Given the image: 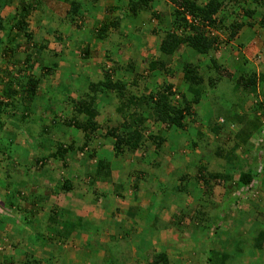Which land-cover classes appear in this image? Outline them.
Listing matches in <instances>:
<instances>
[{
    "label": "trees",
    "instance_id": "16d2710c",
    "mask_svg": "<svg viewBox=\"0 0 264 264\" xmlns=\"http://www.w3.org/2000/svg\"><path fill=\"white\" fill-rule=\"evenodd\" d=\"M45 1L47 0H0V13L4 7L13 6L14 9V12L6 18L0 15V32L2 33L0 58L12 57L14 62L12 69L1 68L0 70V85L2 86L0 88V157L5 159L8 164L17 159L19 154L11 153V151L15 144L21 145L19 131L21 130L22 133L29 131V134H34L33 131L38 128L37 125L32 127L38 122H34L32 125L30 124L32 122L28 123L29 119H32V116L27 113L29 108L34 107V102L37 100L47 99V104L45 102L47 100L42 102L44 105L41 106V109L54 112L55 107L49 104V101L56 98L53 93H58L56 91L58 86L50 85L47 81L48 77L53 76L56 72H60L62 76L69 70L71 72L69 76L73 77L76 74L75 81L71 79V82L68 83L70 95L58 93L67 97L65 104V108L68 110L67 117L61 113L54 114L51 125H42L39 132L51 140L53 130L57 127H62V131L65 133L63 136L76 130L83 133L84 143L81 146H76L75 142L63 144L52 140L54 144L47 148L43 142L39 151L43 152L45 148V154H41L34 160L38 172L48 170L50 162H60L61 167L66 168L68 166L66 158L73 157L77 151L89 149V152L85 151L86 159H93L95 164L87 185L90 188H95L91 191L92 195L87 190L82 195L93 202L98 201L102 195L106 194V192H101L102 195L98 193L100 191L97 190L99 183L107 184L110 188L108 193L110 196L114 195L119 199H125L123 192L129 190L133 200L140 201L139 193L142 192V195H146L144 191L149 187V184H146V176L150 175L152 171L160 173L158 183H156V188L161 190L160 200L156 202L158 206L151 204L154 214L150 225L156 230V233H160L164 229V225H162L164 223L159 219L161 215L154 216L155 214L171 213V218L167 223L171 225H175L176 218H183L185 215L183 207H179L176 203L181 194L185 199H188L194 191L199 190L206 204L212 203L214 208L218 209L215 202L217 204L222 202V190L226 189L224 182L227 180V175L221 172L224 169L220 161L231 165L236 160L240 146H243V151L248 150L252 155L261 154L259 152L264 150L262 131L264 70L260 72L253 67H248L246 61L240 63L242 54L236 58L231 56V49L225 51L226 42L235 41L242 29L246 26L251 27L252 25L247 20L253 19L255 15L260 16V27L264 30V12L262 10L264 0H113L112 5L104 7V11L108 14L101 18L97 16L103 10L101 6L96 5L99 0H57L68 5L66 9L58 10L61 11V14L57 17L54 15L58 23H61L65 18H70V20L78 18L81 24H75L76 22L73 21L77 28L84 26L83 28L87 29L84 36L80 34L74 41L72 38L69 39L71 40L70 45L75 47L71 54L75 51L81 53L83 64H79L81 65L79 69L72 62H68L66 66L60 65V61L68 60L63 56L66 40L57 30L52 29V33L56 39L61 41V48L49 50L50 54L46 58L43 57L46 42L39 45L32 44L29 18L33 16L39 22L44 17L46 10L49 9L51 15L53 10L55 11V8L50 9ZM48 1L50 3L52 0ZM54 2L56 3V0ZM157 5L160 6V10L156 9ZM225 7H228L229 13L234 14L235 18L239 20L227 22L226 16L219 14L220 11L225 10ZM91 8L93 9L91 10ZM146 17L149 18L145 19ZM135 18L140 19L143 25H133L132 20ZM128 27L132 28L130 31L133 34L128 32L125 37L127 39L142 38L140 45L143 47L146 42L142 31H149L150 34L157 37L159 39V56L154 58L150 55L139 59L135 56H138L140 52L134 50L133 55L129 58L120 60L119 52H122L124 46L118 41L124 38V34H121L122 29H129ZM135 33L137 34L135 35ZM11 34H14L16 38L20 37L21 41L15 40V38L11 39L6 43L9 47H6L4 42L10 39L8 37ZM81 35L82 37H79ZM100 45H102L101 48H104V58L106 62H109V65L104 64L100 68L98 64L93 65L90 69L93 75H98L94 79L90 75L83 74L82 69L89 63ZM239 45L243 44L239 43ZM222 46L223 48H221ZM22 47L23 49H21ZM181 47L184 49L179 52ZM112 48L113 50H111ZM192 52L193 56H191ZM229 55L231 57L228 60ZM175 56L178 59L172 66L171 60ZM191 59L193 61H189ZM37 70L41 72L39 77L34 74ZM176 70H180V78L176 84H171L167 79L177 74ZM157 75L162 76L163 81L161 85L155 84L154 86ZM4 76H6V80ZM69 76L68 78H70ZM42 79L47 83L43 92H39L38 88ZM227 79L233 81L236 96L244 98L246 103H252L250 107L254 118L247 112L238 113L233 110L234 117H219L213 122L203 120L198 111L199 103L204 98L206 99L211 90L216 89L217 91L218 86L221 85L220 82ZM85 82H87L86 87L83 89L81 84L84 85ZM14 84L17 85V89L13 86ZM72 95H76V97L73 98ZM35 107L37 109L40 106ZM25 119H28L26 123H24ZM149 122L151 124H147ZM242 122L248 128H244ZM15 123L18 125L14 126ZM231 125L238 126L239 130L236 133L230 132L228 128ZM192 131L196 137L193 136L195 140H191L186 145L192 150L191 158L185 159L190 160L187 166L181 170L180 164L172 168L171 171L160 168L162 160L174 162L173 158H175L170 156L167 151L168 139L165 134L185 132L191 136ZM208 134L211 135L210 139H215L213 143H209L207 140ZM32 138L36 140V143L43 141V138L39 136ZM97 138L102 139L105 144L111 145L110 150L102 148L99 150L100 153L97 152L98 150L90 145ZM45 141L47 140L45 139ZM248 147L249 149H247ZM194 149H206L211 154L200 156L194 153ZM139 151L142 152L140 156L129 162L130 165L136 167L117 176L119 180L125 178L128 173L127 179H131L126 181L127 187L123 191V185L117 180L114 181L112 177L113 173L117 174L115 171L117 169L111 167V162L118 161V157L122 158L127 153L136 154ZM158 155L161 158L159 160L157 159ZM261 160L264 161L263 157ZM192 161L193 164H191ZM210 163L216 166L217 171L210 169ZM236 165L238 166V164ZM193 167H195V173ZM139 168H143V170ZM190 168H192L191 172ZM177 171L183 175L171 177ZM258 173L256 169L240 171L236 184L241 187L242 194L239 193V195L242 197L236 196V200L235 197L231 198L226 205L234 204L235 201L243 200L245 195H249L248 191L253 190L252 186L258 182L256 179ZM0 175H2L1 172ZM73 189V182L66 179L65 176L56 184L54 190L59 193L60 191H74ZM175 193L177 194L175 195ZM253 195L254 193L251 194V197ZM12 196L13 194L7 197V205H10ZM41 196H45L43 198L47 199V195L42 194ZM43 198L40 199L36 209L45 206L41 205ZM166 201L171 202V205L167 206ZM32 205L36 204L31 201ZM112 205L103 204V207L108 211ZM206 206L209 207L208 204ZM220 206L222 207L221 204L218 207ZM0 208L5 210V207L0 206ZM32 209L30 211L24 209L23 212L30 215L31 220L28 223H31L32 219L33 222H36L34 223L36 225L33 224L36 230V226L38 227L41 221L36 218L37 214H34ZM108 216L112 217V213L105 214V217ZM46 217L50 226L58 227L53 235L48 236V239L53 243L62 242L71 232H80L82 229L79 219L63 220L61 214H56L55 211ZM149 221L151 220L147 219V222ZM104 223L107 224L108 220H105ZM111 224L114 227L117 225L114 217ZM111 224L108 227H111ZM3 225L5 226V224ZM108 227H105L106 230ZM117 228H121L116 229L120 234L124 226H117ZM101 230L103 231L102 228ZM131 230L135 232L136 229L132 228ZM141 235L136 237L139 244H141ZM115 238H110V243L107 244L108 252L111 255H113L111 253L113 248L110 246L114 241L118 242ZM252 240L253 248L262 249L264 230L256 231ZM225 243H227L226 239L222 244L226 245ZM239 244H236L234 248L238 254H231L230 250L227 252L225 246L220 247L219 250H209L206 254L207 264L230 263L231 257L241 256L239 251L242 249L239 250L241 248L238 246ZM152 252H154L150 254L152 257L149 254L146 255V259L149 261L144 264L168 263V255L162 249L155 253V249L152 248ZM119 263L118 258L111 256V264ZM23 264H40V262L30 256L25 259ZM51 264L55 263L51 262Z\"/></svg>",
    "mask_w": 264,
    "mask_h": 264
},
{
    "label": "rangeland",
    "instance_id": "374dc122",
    "mask_svg": "<svg viewBox=\"0 0 264 264\" xmlns=\"http://www.w3.org/2000/svg\"><path fill=\"white\" fill-rule=\"evenodd\" d=\"M55 0H52L50 3L49 1H45L46 5L51 9L53 7V9L55 8V11L53 10L52 15H49L50 17L47 16L48 11L46 10L45 12V18L46 19H41L36 20L33 16H31L30 19V23H29V27L32 30V44H43L46 42V49H44L43 51V57H47L49 56V50H58V48H61V41L56 39V37L54 36V34L52 33V29L57 30V32H59L61 34V36L64 38L65 44H64V55L65 59L68 61H60V65L61 66H66L68 65V62H72L74 65L77 66V68L79 69V64H83V60L81 57V53L78 52H74L73 54H71V52L74 51V47L71 46V40H69L70 38L73 39H77L78 35L80 34H84V32H86L87 30H83L84 26H81L80 28H77V26L75 24H81L79 19L77 18L74 20H70V18H65L63 19V21H61V23H58L56 21V17L57 15L61 14V11L58 10H63L64 8L66 9L68 7V5H64L62 2L57 1L56 3L54 2ZM58 4V6H56ZM113 4V0H99L97 2L96 5H100L101 8L103 10H101V12H99L97 14L98 18H101L102 16H104L105 14H108L106 11H104V7L107 5H112ZM245 4V3H244ZM243 4V6H244ZM227 6V5H226ZM245 6L247 7V5L245 4ZM90 7V6H88ZM93 8H91L92 10ZM228 7H225L224 11H220L219 14H223V16H226L227 22H232V19H234V16H231L229 11H228ZM96 11V10H95ZM238 11V9H237ZM14 12L13 6L10 7H4L3 10L1 11L0 15L4 18H6L7 16L10 15V13ZM115 13V12H114ZM35 14V13H34ZM42 15V14H41ZM56 15V17L54 16ZM256 17H259V15H255L254 18L256 19ZM54 19V20H53ZM126 20V19H125ZM258 20V18L256 19ZM76 22L74 24V22ZM133 21V25L135 26H140V24H142V22L140 21V19L135 18L132 20ZM47 24V25H46ZM49 25V26H48ZM128 25V24H127ZM143 25V24H142ZM145 25V23H144ZM48 26V28H47ZM88 26V25H86ZM131 26V25H130ZM147 27V24H146ZM151 27V26H150ZM129 28V27H128ZM132 28L129 29H122L121 34H124V38L121 40H117L118 42L121 43L122 46H124L122 52L120 53V60H126V58H129L132 54V52L134 50H138L140 53L138 54L139 59L144 58V57H148L150 55H152V57H158L159 56V52H158V44H159V39L157 37H155L154 35L150 34L149 31H142L143 35H144V40L146 42L145 47H143L141 44V40L142 38H135V39H127L125 36L127 35V33L131 32ZM69 33V37L68 36ZM133 34V32H131ZM137 33H135L136 35ZM0 37H2V33L0 32ZM66 37V38H65ZM10 39L6 40L4 42V45L6 47H9L8 43L9 40L14 39L15 40H19L21 41L20 37H15L14 34L9 35ZM68 39V40H67ZM63 43V42H62ZM226 44H228V42H226ZM102 45H100V48H98L97 50H95V55L89 60V63L84 65V68L82 69L83 74L87 75V76H91L94 77V79H96L98 77V75H93L92 70L90 69L91 67H93V65H99V68L101 67V65H109V62H106L105 58H104V53H103V49L101 48ZM223 48V46L221 47ZM23 49V47L21 48ZM20 49V50H21ZM71 49H73L72 51H70ZM184 48L181 47L179 49V52H181ZM235 50V48H233ZM113 50V48L111 49ZM234 51H232L233 53ZM193 56V52L191 53ZM15 56V55H14ZM18 56V55H17ZM177 56L174 57V59L172 58L171 62H172V66H174L175 62L177 61ZM13 58L10 57L8 59H1L0 58V70L1 68L3 69H12V67H14L13 65ZM243 60V57L240 60ZM189 61H193L192 59ZM250 65V64H249ZM248 65V66H249ZM236 67V66H235ZM35 68V67H34ZM2 69V70H3ZM177 74H175L173 77H168V82H170L171 84H176L178 82V79L180 78V70H176ZM67 73H65L64 75L61 76L60 72H56V74H53V76L48 77V83L54 87H57V92L61 93V94H69L70 93L68 91H70L69 88V84L71 82V79L73 81H75V79L73 77H75V75L73 77L68 78L69 74L71 73L69 70L66 71ZM1 73V72H0ZM35 76L39 77L41 75L40 71H35L34 72ZM96 74H98L96 72ZM237 74V73H236ZM93 75V76H92ZM1 76V74H0ZM235 78H237V76H235ZM4 79L6 80V76H4ZM47 81L45 80H41L40 86L38 88L39 92H43V90L46 87V83ZM151 82H153V80H150ZM154 86L156 85H161L162 81H163V77L162 76H158L156 77V79L154 80ZM86 83L81 84L83 86V89L86 87ZM221 85L218 86V90L216 91V89H213L209 92V94L207 95L206 99L204 98L203 100H201V102L198 105V111L199 114L201 115L200 118H202L203 120L207 121V122H213L215 120H217L219 117H223V118H227L229 117H234V113L233 110H235L238 113H244V110H246L248 112V107L252 106V103L248 102L246 103V101L243 99H241V97L236 96L235 91H234V86H233V81L231 80H226L223 82H220ZM13 86H15V88L17 89V85L14 84ZM2 86L0 85V88ZM67 88V90H66ZM53 93V96L56 97L54 100H50L49 104L53 105V107H55V111H46V110H42L41 106L44 105L42 102L47 100V99H42V100H37L35 103V105H33L34 107L29 108L28 112L31 116L32 119H29V122L31 125L34 124V122H38L35 125H32V127H36L37 125V129L35 131H33L31 129V132L33 131L34 134H29L26 131H19L20 134V144H15V146H13V150L11 151V153H17L19 154L17 159H15L13 161V163H9L3 159L2 157H0V172L3 175H0V194L3 190H7L8 192L12 193L14 197H12V201L13 203L18 205V211L16 212V214H14V216L9 217L10 215L8 214V212L4 209L0 208V230L1 228L4 229V227L6 225L8 226H13V224H17L18 226H25L26 229L24 230H28L29 234L32 236L33 235V229H34V222L32 219L31 223H28L29 220H31L30 215H28L26 212H23V210H21V205L19 204L20 202H22L21 204L24 205L25 202H31L36 196L42 195L44 188L46 187V191H47V187L50 188V190L54 191V186L56 185L57 180L61 181V179H63V177H61L64 173V175L66 176V179H70V181L73 182V190L74 191H69V192H62L60 191L59 193L53 192V196L51 197V199L46 200V202L41 203V205H46V208L42 211V214L44 216H47L48 214H51V212H53L55 210V208H57L58 210V214H61L60 210L61 208L66 209L67 207L69 208V206L71 205H78L79 203L83 204V201H87L85 197V195H82L84 191H92L93 188H90L87 185V181L85 178V172L88 170L91 171L92 169H94L93 165L95 164L93 159H86V152H89V149L85 148L84 151H77L76 154L72 157H68L66 158L67 161V167H61V163L60 162H50V165H48V170H46L45 172H38L36 170V167L34 165V160L35 158L39 157L41 154H45V148L43 152L39 151L40 146L42 145V143H45V147L48 148V146H51L54 144V142L52 140H55L57 142H61L63 144H68V143H72L75 142L76 146H81L84 143L83 140V133L81 132H77L76 130H73L74 132H70L69 134H66V136H63L65 133L62 131V127H57V129L53 130L52 133V137L51 140L50 138L48 139L47 136H45V134L43 135L42 132H39V130L41 129L42 125L45 126H50L53 120V117L56 114H64V117H67V113L68 110H66L65 108V104L67 97H63L59 94ZM74 93V92H73ZM73 98L76 97V95H72ZM233 101H232V100ZM247 100V99H246ZM46 104L48 102L45 101ZM107 102H109V99H107ZM247 104V106H246ZM235 105V106H234ZM35 106H40L39 108L36 109ZM242 107V108H241ZM251 108V107H250ZM36 109V110H35ZM67 112V113H66ZM70 112V111H69ZM55 114V115H54ZM251 116L253 114H250ZM249 115V116H250ZM70 116V115H69ZM254 118V115H253ZM28 119H25L24 123H26ZM147 124H151V122L147 123ZM18 124L15 123L14 126H17ZM242 126H244V128H248V126L244 123ZM246 126V127H245ZM21 128L24 129L23 126H21ZM71 131V130H70ZM190 134L188 133H180L177 132L176 134L173 133H167L165 134L166 138L168 139V146H167V151L169 152L170 156L175 157L173 158V163L170 164L172 167H176V166H181V170L184 169V167L187 166V163L190 162V160H185V159H189L192 156V150L190 148H187V144L192 140H195V138L193 136H195L196 134L192 131L191 136H189ZM40 137L43 138V141L41 143H36V140H33L32 137ZM210 136L208 134L207 140H209L210 142H214V138L210 139ZM196 137V136H195ZM174 138V140H173ZM209 138V139H208ZM241 138V137H240ZM45 139L47 141H45ZM41 141V140H40ZM230 145V143H228ZM93 148H96V150H98L97 152H99L100 149H105V150H110L111 145L109 144H105L104 141L102 139H95L94 141L91 142L90 144ZM227 145V144H226ZM228 146V145H227ZM249 149V147L247 148ZM262 153V157L264 159V150L260 151ZM259 152V153H260ZM100 153V152H99ZM142 152H137L136 154H125L121 157H118V161L111 162L112 165L111 167L116 168L117 170H115L117 172V176L123 174L124 172L126 173L127 170H129L130 168H134L136 166H132L130 165V161H134L136 157L140 156ZM190 153V155H189ZM194 153L195 154H199L200 156H206V155H210L211 152L209 150H203V149H194ZM242 157V153L240 154ZM261 154H254L255 160L257 161V164L260 163L261 160ZM148 159V158H147ZM157 159H161L160 155L157 156ZM113 161V160H111ZM210 161V160H209ZM235 164L239 165V160L236 161L234 160ZM194 162L192 161L191 164H193ZM196 163V162H195ZM220 163L223 165V163H225L224 161H220ZM241 163V161H240ZM122 164V165H121ZM227 164V163H225ZM234 164V163H233ZM127 165V166H125ZM167 164V162L165 160L161 161V166H159L160 168H167L168 170L172 169L171 166ZM263 165V169H264V163L261 164ZM131 166V167H128ZM183 166V167H182ZM240 166L242 167V165L240 164ZM240 166L236 167L235 169H233L231 171V175L235 176L238 178V173L239 171H242ZM209 167H211L210 169H214L217 171L216 166L212 165L210 163ZM240 168V169H239ZM252 169H257V172L261 171V167L260 165H256L254 167H251L248 165L245 168V171L247 170H252ZM161 170V169H160ZM192 168H190V172H191ZM193 172L195 173V167H193ZM221 172L224 173V170H222ZM46 173V174H45ZM175 174H172L171 177H175L176 175L178 177L182 176V173H179V171L174 172ZM47 178L44 175H47ZM160 177V173H155L154 171H152V173L148 176H146V184H149L148 189H146L144 192L146 193L147 197L152 201V205L158 206V203H156L158 200H160V192L161 190L157 187L156 188V183H158V178ZM169 177V175H168ZM39 178V180H38ZM128 178V173L125 175V178H121V179H116L117 182H119L120 184L123 185V191L125 190V188L127 187V180H131V179H127ZM175 179V178H174ZM38 180V182H37ZM48 180V181H47ZM46 181V182H45ZM35 184V185H34ZM259 184L264 185V181L262 180H258V182H256V184H254L252 186L253 190L248 191L249 196H251L252 193H254V195L256 194ZM34 185V186H33ZM184 186V185H183ZM2 188V189H1ZM97 190L99 191L98 193L100 195H102L101 192H106L105 195H102V198L105 199V205H112V202L116 205H122L123 204V199L120 201H116L114 202V199L112 196H110L108 193L110 192V188H108L107 184L105 183H99ZM122 191V192H123ZM194 191V190H193ZM192 191V192H193ZM199 190L194 191V193L191 195L192 197V201L194 202L193 207L191 208V203L188 204L190 205V208L193 210V208L195 207V205L197 207L200 206V208H195L193 210V212L196 213V215L200 218L206 219V217H208L210 214L213 213L212 208L206 206L211 205L212 203H207L205 199L203 200V197H201V194L198 193ZM46 193V192H44ZM56 194V195H55ZM177 193H175L176 195ZM92 195V193H91ZM1 197V196H0ZM178 202L176 201V203H178V205L182 204L181 201L182 200H186L184 196L179 195L178 197ZM1 201H3L2 199H0ZM49 201V203H48ZM75 201H77V204H75ZM112 201V202H111ZM145 201H148V199L146 198ZM159 202V201H158ZM24 203V204H23ZM47 203L49 204L47 206ZM140 204V202H138ZM205 203V204H204ZM166 205L170 206L171 202H167L166 201ZM186 202L184 203V207H183V211L185 212L187 210V207H185ZM26 206V207H25ZM79 206V205H78ZM39 207V206H38ZM112 207H115L114 205H112ZM181 207V206H180ZM216 207L218 208L217 204ZM106 208L108 209V206H106ZM111 208V207H110ZM202 208V209H201ZM23 209H27V205L25 204L23 206ZM42 208L39 207V211ZM53 209V211H52ZM158 209V208H157ZM190 209V210H191ZM149 213L147 214L145 211H143V209H140L139 211H137V213L135 214V226L134 228L136 229L135 232L134 230L129 231L127 229V225H124L123 228V232L122 234H125L126 236L123 239H119L118 237L115 238V240H118V242H113L112 247V254L111 255L113 258H118L120 260L119 264H128V263H132V264H137L136 260H135V254L133 251H140V253H142L143 255H150L153 254L154 252H152V248L155 249V253L160 252V250L162 249V251L166 252L168 254V258L169 261L167 264H207V260H206V254L208 253V248H212L211 243L212 240L210 237L206 236L208 234V230H209V222H207V220L205 221L204 225L201 226L199 229H193L191 228V224H192V220L190 218V215H188V217H186L187 221L183 222V227H179L177 229L175 228H170L169 229V235L168 238L169 240L166 242L165 238H162L161 235L159 233H156V230H154V228L151 227V222L153 220V214H154V210L150 209L148 210ZM71 210L67 211L64 210L63 211V220L68 219L71 216ZM234 213V210H232V214ZM150 214V215H149ZM162 213H157L154 216H159L162 215ZM192 217V216H191ZM232 217V215H231ZM37 218V215H36ZM160 218V217H159ZM73 219V217H70L69 220ZM148 220H151L149 222H147ZM44 220V219H41ZM147 222V223H146ZM6 223V224H5ZM237 223V222H236ZM5 224V226L3 225ZM34 224V225H33ZM238 224V223H237ZM7 226V227H8ZM129 227H132L131 224H129ZM23 229V228H22ZM57 230L56 226H50L48 221H41V223L38 225V229L35 230V233L38 235L40 238H43L45 234L47 233H53ZM215 236H222L223 233H225L226 236V241L227 243H225L226 245L221 244V247L225 246L227 252H229V250L231 252H233L234 248L233 246H235L236 244L240 243L238 246L241 247V249L243 250L241 252V258L243 259V261H246L247 259L253 258L252 256V249L247 250L246 246L244 244H246V238H244L243 236L239 237V231L238 228L233 227L231 229L230 232L226 231L224 232L223 229H220L217 231V229L215 230ZM251 232H254V229L251 230ZM137 233V234H136ZM142 234V235H141ZM141 235V244H139V242L137 241L136 237ZM240 240L242 242H240ZM56 245V243H54ZM161 248V249H160ZM0 249L1 252H3V254L5 253V251L8 252H14V249L10 250V247L7 248L6 245H0ZM9 249V250H8ZM19 249V248H18ZM90 249L96 250L99 249V246H93ZM105 250V247H103V251ZM174 250H178L177 252L173 253L172 251ZM225 250V251H226ZM226 252V253H227ZM194 255V257H193ZM152 257V255H150ZM146 257V256H145ZM144 256L142 258H145ZM238 256H233L230 259V263L227 264H245V262H243L240 259H237ZM56 260V258H55ZM54 258L51 260L54 263H58V264H66L67 262H65L63 259H60L58 261V259L55 261ZM134 261V262H133ZM149 259H145V263L148 262ZM103 264H107L106 262H103ZM250 264H262V262L260 261H256V262H250Z\"/></svg>",
    "mask_w": 264,
    "mask_h": 264
},
{
    "label": "crops",
    "instance_id": "0c3cea01",
    "mask_svg": "<svg viewBox=\"0 0 264 264\" xmlns=\"http://www.w3.org/2000/svg\"><path fill=\"white\" fill-rule=\"evenodd\" d=\"M156 9L160 10V6L157 5ZM262 10L264 12V4ZM47 11H48L47 16L50 17L49 15H51V12L49 9ZM230 15L234 16V14H230ZM147 18L149 17H146L145 19ZM257 18L258 20H256ZM43 19H46L45 15L42 18V20ZM234 19L239 20L235 18V16ZM256 19L253 18L247 20L248 22H250L252 26L251 27L246 26L244 29H242L238 33L235 41L228 42L227 47L225 46V51H229L231 49L232 51H234L233 53H231V56L232 57L235 56L236 58L240 57V54H242L243 56L242 61L243 62L246 61L245 63H247V66L250 64L248 67H253L258 71L262 72L261 70H264V30L260 27V19H261L260 16L256 17ZM83 30H87V29L84 28ZM67 37H69V33ZM79 37H82V35ZM239 43H242L243 45L240 46ZM233 48H236V50H234ZM72 50L73 49H71L70 51ZM231 56L229 55L227 57L228 60L230 59ZM74 75L75 77L73 78L76 79V74ZM262 88L264 90V86ZM244 112L247 111L244 110ZM247 113L252 114L251 108L248 107ZM262 122H263L262 131L264 134V121ZM228 130L232 133H236V131L239 130V127L235 125H231L228 128ZM242 149L243 146L242 147L240 146L236 155L237 156L236 161L239 160L238 166H240L241 164L242 165V167L240 166L241 170H245V168L248 165L250 166V168L256 165H260L261 171L258 173L259 175L257 176L256 179L257 181L258 180L264 181V169H263V165H261L264 163V161L260 160V163L257 164L258 160L257 161L255 160L254 155L250 154L248 150L243 151ZM241 153L243 154L242 157L240 155ZM172 163H173L172 161H167L168 165ZM232 164L231 165L225 163H223V165L221 164L224 169V173L227 175V180L224 182V186H226V189L222 190L223 191L222 202L221 203L219 202L218 204L215 202V206L216 204L217 206L221 204L222 207L220 206L218 207V209H215L214 205L212 204L209 205V207L212 208L213 213L210 214L208 217H206V219H203L198 217L196 213L193 212L195 208L198 209L200 208V206L197 207L195 205L193 210L191 209L194 205V202L192 201V197L189 196L187 201L182 200L181 201L182 204L180 205L177 204L179 207L180 206L184 207V203L186 202L187 205H185V207H187V210L184 212L185 215H183V218L182 217L176 218V220L174 221L175 225L167 224L169 219L171 218V213H163L161 215L159 219L164 223L162 224L164 225V229L159 234L161 235L162 238H165V241L167 242L169 240L167 236L170 233L169 229L170 228L177 229L180 226L183 227V222L184 221L188 222L186 220L187 219L186 217H188V215H190V218L192 220L191 228L193 229H199L201 226L204 225L205 221L207 220V222H209L210 224H209L208 234L206 236L210 237L212 240V243L210 245L212 246V248H208L209 251V250H219L221 244L223 243V241H225L227 236L225 233H223V235L219 237L215 236L216 229L217 231L223 229L224 232L226 231L230 232L231 229L235 227L238 228L239 237L243 236L244 238L247 239L246 244L244 243L243 244L246 246L247 250L252 249V256H253V258L247 259L246 261H243L241 256H238V259L245 262V264H250L251 261L252 262L260 261L262 262V264H264V242L262 249L258 250L252 247L253 245L252 237L254 236L256 231L264 230V185L259 184L256 194L253 195L252 197L251 196L246 197L249 195H245V197H243L244 198L243 200L235 201L236 203L234 204L226 205L229 199L235 197L234 199L236 200V196L242 197V195H239V193L242 194L240 189L241 187L236 184L238 178L230 174L231 171L235 169V166L236 167L238 166L235 163H234L235 165ZM171 168L174 167L171 166ZM139 169L143 170V168H139ZM169 171H171V169ZM92 173H93V169L91 171L88 170V172L87 171L85 172V178L87 182L90 181L89 175ZM61 175H62L61 177H65L64 173ZM44 176L47 178L48 174ZM112 177L115 181L117 179V174L115 175L113 173ZM58 182L59 180H57L56 184ZM53 192H55V190L52 191L48 187L46 191V187H45L42 194L47 195V199L43 198L45 196L39 195L32 200V202H34L36 205L31 206V202L28 203L25 202L29 211L33 208L32 211L34 212V214L35 213L37 214V218L39 221H48L47 217L42 214V211L46 208V205L43 206L40 211L39 209H36V207L40 203L41 198L45 200V201L42 200L43 203L46 202V200L51 199V197L53 196ZM11 194L12 193L8 192L7 190L2 189L0 199H2L3 201L0 200V206L2 208L5 207V210L8 211L12 210L13 213L14 212L16 213V211L18 210V205H17L18 203L15 204L11 201L10 205H7V197L10 196ZM131 194L132 193L129 190L124 191L123 195L125 196V199H123V204L122 205L116 204L118 206L113 204L115 207L111 206V208L108 211L105 210V208L103 207L105 199H103L102 196L98 201L93 202L91 200H87L86 202L83 201V204L79 203L78 204L79 206L71 205L69 206V208L67 207L66 209L61 208L60 210L61 217H63L64 210L67 211L71 210L70 217H73L72 220L79 219L80 226H82V229L80 230V232H71V234L68 235V237L64 239V241L58 242L56 243V245L51 240L48 239V236L53 235V233L49 232L45 234L43 238H40L39 234L37 235L35 233V229H33V235L31 236L28 230L27 231L24 230L26 229L25 226L20 227L17 224H13V226L6 225L4 229L0 230V245H6L7 248L10 247V250L14 249V252L12 253L5 251V253L3 254V252H1L0 249V264H23L25 259L30 256L35 258L37 261H39L40 264H51L52 262L51 260L53 258L54 260L55 258L56 260L58 259V261L60 259H63L65 262H67L66 264H103V262H106L107 264H111V255L108 252L109 248L107 244L110 243L111 240L110 238L118 237L119 239H123V236H125V234H122L123 231L120 234L118 233V231H116V229H121V228H117V226L122 227L124 225L125 226L127 225V229L131 231L132 228L135 229L134 228L136 224L135 214L137 213V211L143 209V211H145L148 214L149 213L148 210L152 209L151 208L152 201L147 197V195L145 194L142 195V192H140L139 195L141 200L135 201L133 200ZM111 196L113 197L114 202L122 200L114 195ZM146 198L148 199V201H145ZM138 202H140V204ZM21 203L22 202L19 203L21 205V210L24 211L23 206L25 204L23 203L24 205H22ZM48 203L47 206L49 205ZM75 204H77V201H75ZM188 204L191 205V208L190 205ZM232 210H234L233 214H232ZM54 211L56 214H58L57 208H55ZM106 213H112V217H110L111 215L105 217ZM113 217L116 219L117 225L115 224L116 225L115 227L114 225L111 224ZM105 220L106 221L108 220L107 224L104 223ZM34 223L36 222L34 221ZM110 224L111 227H108ZM129 224H131L132 227H129ZM105 227H108V229L106 230ZM36 228L38 229L37 226ZM101 228L103 229V231L101 230ZM252 229H254V232H251ZM93 246H99V249L96 250L90 249ZM103 247H105L104 251H103ZM240 249L241 248H239V250ZM177 251L178 250H174L172 252L175 253ZM242 251H239V253H241ZM133 252L136 256L135 260L137 264H144L146 255H143L142 253H140V251L137 252L136 250ZM233 253L238 254L236 249L233 250V252H231V254ZM143 256L145 258H142ZM128 264H132V263H128Z\"/></svg>",
    "mask_w": 264,
    "mask_h": 264
},
{
    "label": "clouds",
    "instance_id": "9594fccd",
    "mask_svg": "<svg viewBox=\"0 0 264 264\" xmlns=\"http://www.w3.org/2000/svg\"><path fill=\"white\" fill-rule=\"evenodd\" d=\"M6 211H7L8 214L10 215L9 217L14 216V214L17 215V213H15V212L13 213L12 210H10V211L6 210ZM17 211H18V210H17ZM17 211H16V212H17Z\"/></svg>",
    "mask_w": 264,
    "mask_h": 264
}]
</instances>
